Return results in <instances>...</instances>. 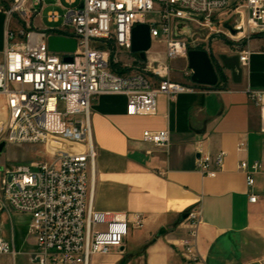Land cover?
Returning <instances> with one entry per match:
<instances>
[{
  "label": "built area",
  "instance_id": "built-area-1",
  "mask_svg": "<svg viewBox=\"0 0 264 264\" xmlns=\"http://www.w3.org/2000/svg\"><path fill=\"white\" fill-rule=\"evenodd\" d=\"M48 4V0H10L0 7L6 15L7 37L0 60V95L6 110L0 118V142L47 144L57 138L79 147L70 151L57 146L50 149V159L2 167L0 217L11 209L30 215L27 229L35 240V264H91L95 254L120 251L131 228L126 213L94 206L93 100L102 93H120L127 97V114H156L160 93L174 97L199 85L171 77V62L187 57L193 46L201 48L204 38L181 35L178 27L192 25L220 34L215 15L230 10L238 34L264 35V0H52L63 11L50 10L47 18L61 25L42 27L35 21L43 20L41 13ZM14 16L20 27H11ZM139 23L150 27L152 45L145 59L131 51V31ZM51 35L75 38L76 50H51ZM157 44L164 45L163 57L162 51L153 50ZM249 52L240 51L242 63ZM119 53L135 54L134 64L114 70L112 62L119 63ZM247 92L259 105L264 132V90ZM143 138L157 146L170 141L167 129L145 130ZM224 155L222 150L215 155L200 152L198 170L215 175ZM239 167L252 186L255 174L264 172V159L241 160ZM256 198L254 193L249 196L250 201ZM188 218L192 227L177 244L184 264H206L195 248L200 211L188 212ZM132 223L142 226L143 216L136 214ZM0 254H16L13 242L1 235Z\"/></svg>",
  "mask_w": 264,
  "mask_h": 264
},
{
  "label": "crops",
  "instance_id": "crops-1",
  "mask_svg": "<svg viewBox=\"0 0 264 264\" xmlns=\"http://www.w3.org/2000/svg\"><path fill=\"white\" fill-rule=\"evenodd\" d=\"M221 42L214 37L211 47L223 62L227 80L212 86L199 84L174 97L160 93L154 115L127 114V97L120 93H102L93 100L94 206L126 213L131 228L121 250L115 249L118 254H95L91 264H184L177 244L192 227L188 212L196 209L200 222L195 248L206 264H264V172L256 173L255 183L249 186L239 167L241 160L264 159L260 108L247 92L248 88L264 90V35L246 37L237 48ZM6 45V15L0 10V60ZM242 49L250 52L246 63L239 58L242 72L235 78L221 55H239ZM180 59L184 68L186 58ZM171 77L193 82L173 70ZM2 113L0 118L6 114L3 105ZM148 129H167L168 145L144 140ZM57 140L70 151L79 147ZM240 143L244 145L239 147ZM221 150L225 151L223 166L217 167L215 175L198 170L200 152L215 155ZM252 193L255 201L249 200ZM138 213L143 216L140 227L132 223ZM161 228H165L162 233ZM0 235L11 240L16 250L0 264H17L19 245L13 235ZM129 242L136 249L126 251ZM33 244L25 264H35V240ZM99 257H103L100 262Z\"/></svg>",
  "mask_w": 264,
  "mask_h": 264
},
{
  "label": "rangeland",
  "instance_id": "rangeland-1",
  "mask_svg": "<svg viewBox=\"0 0 264 264\" xmlns=\"http://www.w3.org/2000/svg\"><path fill=\"white\" fill-rule=\"evenodd\" d=\"M52 0H48V6H46L42 13V21L39 19H36V23H39L42 27H58L61 25L60 22H52L48 20V12L50 10H58L59 12H62L63 9L59 6H54L51 4ZM10 4V0H0V7H6ZM216 21L218 22V27L221 29L220 34L211 33L212 30L206 28H196L192 25H189V27H186L183 29L181 26L178 27V31L182 32L181 35H187L188 37H194L196 34L202 35L201 37H204L203 40H201V48L207 49L211 55V58L217 68V71H219V75L223 76L225 74V68L223 65L222 60L220 59L219 54L215 55L213 52V48L211 47V42L213 41L214 37L220 38L224 43L227 45H230L232 47L237 48L238 45H240L241 41H243L246 36L248 35V32H241L238 34V31H233L235 29L236 25V19L235 16L232 15L230 10H223L222 12L216 13ZM20 23H18L17 17L14 16L11 27L16 28L17 26L20 27ZM197 30V31H194ZM194 33V34H193ZM209 34V35H208ZM263 35V34H260ZM251 36H255V34H251ZM164 50V45H155L153 47V50ZM219 52L220 48L218 46ZM223 54H226L225 52H222ZM117 58L119 60V65L123 66L124 63L127 64H134L136 55L131 54H125V53H119L117 54ZM180 58H186V66L183 68L181 65ZM172 70L177 75L186 76L187 79L191 80V74L192 70L189 68L187 63V57H178L173 60L172 62ZM2 105L4 106V100L0 97V116L2 113ZM5 109V107H4ZM6 113V110H5ZM6 116V114H5ZM64 143L70 145V142ZM55 146H61V147H67L64 145L59 144V141L56 139H52V141L48 142L47 144L43 143H6L3 150L0 152V166L2 167H12L17 165L18 163H35L42 160L50 159L51 152L50 149L55 148ZM1 171V169H0ZM1 226H0V233L5 237H11L13 235L15 243H17L18 250L20 253L16 255V263L17 264H25L26 257L28 256V252L30 249L34 247L33 244V237L27 232L28 224L30 222V215L24 212H19L14 209H11L10 211L4 210L0 217ZM132 243H128V248L126 251L131 250ZM136 249L133 248V250ZM132 251V250H131ZM22 252V253H21ZM114 253L116 251L113 250ZM111 254V253H110ZM113 254V253H112ZM4 256L0 257V261H3V258H10L11 255L3 254ZM103 255V254H99ZM109 255V254H108ZM9 256V257H8ZM103 257H99V262L102 261Z\"/></svg>",
  "mask_w": 264,
  "mask_h": 264
},
{
  "label": "water",
  "instance_id": "water-1",
  "mask_svg": "<svg viewBox=\"0 0 264 264\" xmlns=\"http://www.w3.org/2000/svg\"><path fill=\"white\" fill-rule=\"evenodd\" d=\"M234 31V30H233ZM150 27L147 23H139L133 27L131 31V51L139 53L142 59L146 58V51L151 48ZM49 47L53 51H75L77 48V41L73 37H66L62 35L49 36ZM225 66L228 67L233 77H240L242 69L239 64V55L233 56L221 55ZM71 56H65L64 60L72 61ZM188 66L192 70L191 80L194 83L203 85H215L219 80L217 68L211 58L207 49L199 48L197 46L191 47L187 52ZM6 145L5 141L0 142V152ZM0 169L2 167L0 166ZM187 213L183 214L186 217ZM165 228H161L160 233L164 232Z\"/></svg>",
  "mask_w": 264,
  "mask_h": 264
},
{
  "label": "trees",
  "instance_id": "trees-1",
  "mask_svg": "<svg viewBox=\"0 0 264 264\" xmlns=\"http://www.w3.org/2000/svg\"><path fill=\"white\" fill-rule=\"evenodd\" d=\"M112 67L114 70L123 71V69L120 68V65L117 62H112ZM218 75H219V71H218ZM226 80H227L226 74H224L223 76L219 75V80H218L217 84H219L222 81H226ZM217 84H215V85H217Z\"/></svg>",
  "mask_w": 264,
  "mask_h": 264
},
{
  "label": "bare ground",
  "instance_id": "bare-ground-1",
  "mask_svg": "<svg viewBox=\"0 0 264 264\" xmlns=\"http://www.w3.org/2000/svg\"><path fill=\"white\" fill-rule=\"evenodd\" d=\"M55 147H57V146H55Z\"/></svg>",
  "mask_w": 264,
  "mask_h": 264
}]
</instances>
